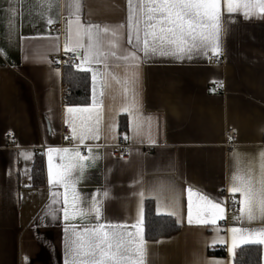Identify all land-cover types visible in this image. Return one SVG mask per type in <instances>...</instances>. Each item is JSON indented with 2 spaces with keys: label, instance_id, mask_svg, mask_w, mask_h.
<instances>
[{
  "label": "crops",
  "instance_id": "1",
  "mask_svg": "<svg viewBox=\"0 0 264 264\" xmlns=\"http://www.w3.org/2000/svg\"><path fill=\"white\" fill-rule=\"evenodd\" d=\"M248 3L246 18L243 8L229 13L226 0H220L217 54L199 50L191 59H177L145 57L134 46V35L129 43L128 0H0V264H65L73 226L82 231L110 222L135 232L131 225L141 208L142 251L129 253L137 264H234L237 250L248 245L261 246L264 264V244L232 248L231 239L232 228L264 230V218L249 221L241 194L230 192L238 182L234 177L257 188L264 181V12L259 0ZM77 5L82 25L109 30L101 62L89 65L97 77L95 108L86 123L97 129L96 138L83 142L79 129L74 137L69 128L66 110L91 108L92 74L89 104L70 106L63 68L53 64L67 53L83 56V49L65 50ZM133 52L138 61L125 59ZM214 55L221 65L211 61ZM122 116L128 119L125 135ZM230 131L237 135L232 146ZM122 150L127 153L120 155ZM77 152L86 157L70 172L66 221L65 190L50 182L49 166L54 171L68 166ZM40 158L46 184L37 187L33 170ZM73 189L83 209L75 218ZM197 193L224 208L217 225L197 223ZM231 196L238 200V214L229 211ZM147 201L154 202L156 215L173 217L179 233L147 241ZM94 204L101 208L99 220L91 211ZM209 249H222L225 256L210 257Z\"/></svg>",
  "mask_w": 264,
  "mask_h": 264
},
{
  "label": "snow or ice",
  "instance_id": "2",
  "mask_svg": "<svg viewBox=\"0 0 264 264\" xmlns=\"http://www.w3.org/2000/svg\"><path fill=\"white\" fill-rule=\"evenodd\" d=\"M128 28L129 43L143 52L144 56L174 55L177 59L192 58V53L199 50L211 49L213 54L219 51V29H220V0H140V4L133 6L132 0H128ZM229 13L240 8L244 9V15H249L248 9L251 5L248 0H226ZM260 11L264 12V0H259ZM77 7V18L69 22V43L65 45L66 51L83 49V56L77 53L76 58L81 59L77 65L80 71L90 72L93 82V104L89 107H68V126L74 137L79 129L81 142L86 138H96L97 129L86 123L91 119V110L95 108V81L97 73L89 66L93 63H100V56L103 55L101 46L103 35L109 30L101 29L99 25H88L85 27L80 23ZM51 23V21H49ZM141 33L143 34L141 36ZM115 36V32L112 33ZM87 39V45L84 40ZM141 44L143 47L141 48ZM115 46V45H113ZM114 55V53H113ZM131 58L138 61L140 58L135 52L130 53L125 59ZM85 113L88 115L85 116ZM67 152V150H63ZM51 150L49 161L51 162ZM84 157L77 152L72 163L59 170H53L49 166L50 182H55L65 190L64 219H69L68 192L71 187L70 172L80 165ZM238 181L230 188L231 193L239 192L242 197V212L246 213L249 221L257 215L264 218V181L260 186L255 187L250 181L234 177ZM107 196V193H105ZM143 196V193H141ZM193 192L188 189V222L193 220ZM78 197L75 190H72V217L82 214L83 209L77 203ZM175 200L173 198L172 205ZM91 211L96 219L101 216V208L94 204ZM160 212L159 202L157 214ZM171 215L172 213H167ZM195 214L197 223L217 225L219 219L223 218L224 208L219 203L213 202L210 198L197 193L195 203ZM143 223V209H140L137 221L131 225L135 232L128 231L127 225L96 223L92 228H84L78 231L73 226V235L68 238L65 244L67 259L65 264H137L129 253H140L144 243L141 233ZM67 232V229H65ZM232 248L239 243L264 244V230L256 233H246L240 228H232Z\"/></svg>",
  "mask_w": 264,
  "mask_h": 264
},
{
  "label": "trees",
  "instance_id": "3",
  "mask_svg": "<svg viewBox=\"0 0 264 264\" xmlns=\"http://www.w3.org/2000/svg\"><path fill=\"white\" fill-rule=\"evenodd\" d=\"M63 83L65 86L64 100L70 106H86L91 95V78L88 72L80 71L73 66L63 68ZM120 131L122 135L128 132V119L121 117ZM34 185L44 186L46 175L43 159L37 161L33 170ZM180 231V226L173 217L158 216L155 213L153 201L145 205V237L147 241H158L171 238ZM210 257L225 256L222 249H209ZM234 264H262V248L259 245H248L237 250Z\"/></svg>",
  "mask_w": 264,
  "mask_h": 264
},
{
  "label": "built area",
  "instance_id": "4",
  "mask_svg": "<svg viewBox=\"0 0 264 264\" xmlns=\"http://www.w3.org/2000/svg\"><path fill=\"white\" fill-rule=\"evenodd\" d=\"M77 54L76 53H67L66 55H63L60 59L55 60L53 62L54 65L59 66L61 68L68 67V66H73L76 67L79 65V59L76 58ZM211 61L215 65H221L223 63V60L219 56H212ZM227 141H228V146H232L237 142V135L233 132L230 131L227 134ZM126 146H123L125 148ZM127 152L126 150H122L120 152V155H125ZM83 157H86V154H82ZM228 205H229V211L230 213L233 214H238L239 213V208H238V200L235 197H229L228 199Z\"/></svg>",
  "mask_w": 264,
  "mask_h": 264
}]
</instances>
